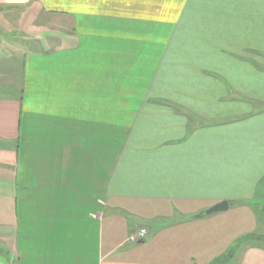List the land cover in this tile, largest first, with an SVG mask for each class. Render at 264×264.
Returning a JSON list of instances; mask_svg holds the SVG:
<instances>
[{
    "label": "crops",
    "instance_id": "0c3cea01",
    "mask_svg": "<svg viewBox=\"0 0 264 264\" xmlns=\"http://www.w3.org/2000/svg\"><path fill=\"white\" fill-rule=\"evenodd\" d=\"M15 6L30 39L0 50V264H216L255 234L264 0H0V16Z\"/></svg>",
    "mask_w": 264,
    "mask_h": 264
},
{
    "label": "rangeland",
    "instance_id": "374dc122",
    "mask_svg": "<svg viewBox=\"0 0 264 264\" xmlns=\"http://www.w3.org/2000/svg\"><path fill=\"white\" fill-rule=\"evenodd\" d=\"M27 10L28 8H24L21 6H15V7H12L9 11V13H11L12 16H4V15L0 16V19L6 22L5 24H7L13 29V31L10 32L11 30L9 29V27H6V28H3V31L0 32V50L10 51V53H8L10 54V56H13L14 53L18 52L16 48L20 47L19 45L16 46L15 42H17V44L18 43L24 44L26 41L30 39L29 35L26 34L28 30H25L26 17L24 15L27 12ZM12 17H14L15 20ZM3 21H0V23L4 24ZM42 24H48L45 18H42ZM15 29L17 30V32L15 31ZM263 201L264 200L262 199L256 198L252 202L254 213L258 218L257 224H255V234L262 236L263 239L260 241L252 240L251 243L264 248V202ZM239 239L240 238H237L235 240V243L232 246V249H230V251H233V253L226 254L221 259H219V261L216 264H238L239 263L240 256L234 255L235 252H239L238 251L239 249H243L247 244H250V243H245L241 245V247L236 248L235 246ZM255 239L256 237H254V240Z\"/></svg>",
    "mask_w": 264,
    "mask_h": 264
},
{
    "label": "water",
    "instance_id": "95a60500",
    "mask_svg": "<svg viewBox=\"0 0 264 264\" xmlns=\"http://www.w3.org/2000/svg\"><path fill=\"white\" fill-rule=\"evenodd\" d=\"M226 210H228V203L226 201H223V202L211 207L210 209L200 213L196 217L197 218H202V217L209 216V215H212V214L224 212ZM142 242H143V240L140 241V243H142Z\"/></svg>",
    "mask_w": 264,
    "mask_h": 264
},
{
    "label": "trees",
    "instance_id": "16d2710c",
    "mask_svg": "<svg viewBox=\"0 0 264 264\" xmlns=\"http://www.w3.org/2000/svg\"><path fill=\"white\" fill-rule=\"evenodd\" d=\"M254 237H256V239L254 240ZM263 239V237L262 236H260V235H256V234H254V233H252V234H250V235H246V236H244V237H242V238H240L238 241H237V244H236V248H239V247H241V245H243V244H245V243H251L252 242V240L253 241H260V240H262ZM233 251H230L229 252V254L230 253H232Z\"/></svg>",
    "mask_w": 264,
    "mask_h": 264
},
{
    "label": "built area",
    "instance_id": "2783aa9c",
    "mask_svg": "<svg viewBox=\"0 0 264 264\" xmlns=\"http://www.w3.org/2000/svg\"><path fill=\"white\" fill-rule=\"evenodd\" d=\"M145 235H146V230H145V229H141V230L138 232V235L136 236V239H141V238H143Z\"/></svg>",
    "mask_w": 264,
    "mask_h": 264
}]
</instances>
